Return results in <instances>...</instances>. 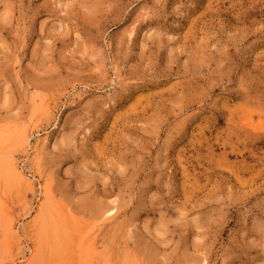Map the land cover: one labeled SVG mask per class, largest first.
<instances>
[{
	"label": "rangeland",
	"instance_id": "rangeland-1",
	"mask_svg": "<svg viewBox=\"0 0 264 264\" xmlns=\"http://www.w3.org/2000/svg\"><path fill=\"white\" fill-rule=\"evenodd\" d=\"M0 264H264V0H0Z\"/></svg>",
	"mask_w": 264,
	"mask_h": 264
}]
</instances>
